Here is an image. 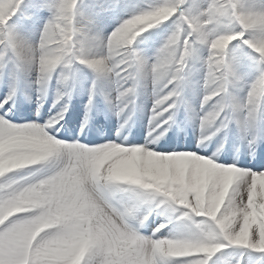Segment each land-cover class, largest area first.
Here are the masks:
<instances>
[{
  "label": "snow or ice",
  "instance_id": "obj_1",
  "mask_svg": "<svg viewBox=\"0 0 264 264\" xmlns=\"http://www.w3.org/2000/svg\"><path fill=\"white\" fill-rule=\"evenodd\" d=\"M24 4L0 0V264L264 258V0H106L89 12L81 0H50L33 5L34 15L50 12L35 42L12 23ZM130 9L106 38L93 33L100 16ZM169 23L153 56L136 47ZM83 68L92 79L78 134L65 116ZM201 69L197 108L187 91ZM145 79L154 85L146 135L132 132ZM53 81L59 110L43 120ZM32 87L36 118L15 104ZM98 96L121 118L115 136L89 127Z\"/></svg>",
  "mask_w": 264,
  "mask_h": 264
},
{
  "label": "bare ground",
  "instance_id": "obj_2",
  "mask_svg": "<svg viewBox=\"0 0 264 264\" xmlns=\"http://www.w3.org/2000/svg\"><path fill=\"white\" fill-rule=\"evenodd\" d=\"M50 0H25V4L23 5L21 12L17 14V17L13 18V25L15 27L16 32L22 38L29 39L33 42L38 41L40 31L44 23H46L47 19L50 16V12L47 7H41L39 11V15H34L33 5L39 3L40 5H44L49 3ZM131 3H140L141 0H129ZM246 2L252 6H256L259 4V0H246ZM106 0H81V11L89 12L90 5L97 4L102 5L105 4ZM138 11V9H137ZM133 14V10L128 11H116V12H108L99 17V21L97 26L93 29L94 34H98L101 38H106L116 26L124 19L128 18ZM29 17H32L29 19ZM171 30V24L164 25L162 27H158L153 29L152 31L145 33L143 37L140 38V41L137 43L136 47L141 50L146 56H153L156 51L163 45L166 40V37L169 35ZM147 41V42H145ZM239 43V42H236ZM245 52L251 53V49L245 48ZM206 55V53H205ZM199 69V65H197ZM203 70H198L192 73L191 79L193 81V87L189 88L187 91V95L191 98L195 106L199 108L200 101L203 96V88L201 86L203 80ZM80 79L83 81L82 86H78L73 98L70 102V108L65 116V123L69 122L75 123L78 126L81 122L83 114H87L86 104L88 101V93L87 89L90 86L92 73L87 68H83ZM153 90L154 85L151 79H145L140 88L139 96L137 100V109L134 116L135 126L132 128V132H143L145 135L150 130L148 117L150 114V109L153 103ZM7 87H0V99L7 94ZM56 96V87L55 81H53V87L49 91L46 100L43 103V108L41 109L40 115L43 120H47L50 116L54 115L58 110L59 106L53 107V101ZM15 104L17 107H22L31 112L33 118L35 117L36 108L40 104L39 93L36 91L34 87L25 88L21 91L17 97L15 98ZM183 116V113L181 114ZM86 118V117H85ZM43 120L41 122H43ZM25 119L21 116L20 119L17 120V123H23ZM121 123V118L118 117L113 111H111L108 105L104 102L102 97L96 99V106L93 108L90 117L89 127L100 125H106L107 127L113 128V135L115 136V129L119 128ZM107 127L105 128L104 134H107ZM78 131V130H77ZM80 132V131H79ZM78 133V132H77ZM189 136L198 134V129L194 130L192 128L188 129ZM124 134L127 135V129L124 130ZM171 134V133H169ZM100 142H103L102 139ZM250 166L254 164L255 161L249 158ZM222 259L225 261V264H238L240 260V256L233 250H229L227 254H225ZM248 256L245 254L244 260L247 261ZM259 260L260 264H264V258L254 256L253 264Z\"/></svg>",
  "mask_w": 264,
  "mask_h": 264
}]
</instances>
